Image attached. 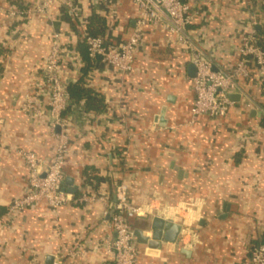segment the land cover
I'll use <instances>...</instances> for the list:
<instances>
[{"label": "crops", "instance_id": "1", "mask_svg": "<svg viewBox=\"0 0 264 264\" xmlns=\"http://www.w3.org/2000/svg\"><path fill=\"white\" fill-rule=\"evenodd\" d=\"M47 1L0 0V264H112L107 212L120 182L143 206L131 229L147 231L153 217L181 226L168 248L138 244L136 264H242L264 233V95L257 77L241 79L227 116L192 115L190 54L158 27L145 29L131 73L121 76L97 60L86 70L85 85L100 94L103 111L72 98L62 113L64 179L77 186L71 201L56 211L40 201L7 215L8 205L28 192L20 152L49 162L63 130L48 114L41 74L52 45H59L61 76L71 84L84 69L80 32L88 18L102 17L106 42L120 43L136 17L132 0H74L77 18L56 2L37 10ZM183 1L198 11L190 40L216 71L235 64L245 31H264V0ZM27 96L32 111L23 109ZM93 194L106 202L82 199Z\"/></svg>", "mask_w": 264, "mask_h": 264}, {"label": "built area", "instance_id": "2", "mask_svg": "<svg viewBox=\"0 0 264 264\" xmlns=\"http://www.w3.org/2000/svg\"><path fill=\"white\" fill-rule=\"evenodd\" d=\"M132 1L136 9V17L133 29L124 41L108 43L104 37L91 35L87 27H82V41L89 58L110 66L121 76L131 73L134 70L135 55L143 41L145 29L149 26L158 27L171 35L177 46L189 52L190 62L195 66V75L191 77L194 93L192 115H206L210 118L227 116L235 105L227 95L239 89L241 79L255 76L260 86H264V49L259 44L260 37L253 28L242 35L235 64L228 70L216 71L202 49L190 40L188 28L196 20L198 11L188 2ZM53 2L64 7L74 18L79 16L74 0H48L39 4L37 10H43ZM11 13L15 15L17 11L13 10ZM59 51V45L55 42L44 59L41 74L48 95L46 101L48 114L53 125H58L63 130L57 135L55 153L49 162L44 161L33 151L20 152L29 170L28 192L8 205L6 213L9 216L40 201H45L52 211L71 201L69 193L62 190L64 164L68 151V136L65 131L68 120L62 117V113L74 102L68 89L70 82L61 76L62 59ZM31 102L32 98L27 96L23 109L32 111ZM245 104L247 108L254 107L249 98H245ZM35 112L42 114L43 111L36 109ZM262 117L264 131V111ZM82 199L105 200L95 194L83 196ZM142 213L143 206L130 201L126 183H118L114 189V202L108 207L107 212L114 233L110 243L114 256L112 264H136L140 249L127 221ZM72 252L70 250L69 254ZM242 264H264V243L250 245Z\"/></svg>", "mask_w": 264, "mask_h": 264}, {"label": "trees", "instance_id": "3", "mask_svg": "<svg viewBox=\"0 0 264 264\" xmlns=\"http://www.w3.org/2000/svg\"><path fill=\"white\" fill-rule=\"evenodd\" d=\"M62 8L65 14L69 15V17H73L64 7ZM86 27L91 35H99V36L104 37L107 26H106L105 20L102 17L96 14H93L92 16L88 18ZM80 35H81L82 48L79 51L82 56V60L84 62V69L80 77L76 79L73 83H71L68 89H69L71 98H73L74 100L83 99L87 110H90V111L92 110L93 112L95 111L96 113H98L99 111H103L105 109L106 104L99 93H97L96 91H94L93 89L85 85L84 76L86 74V70H88L91 67V65L94 63L95 60L88 57L85 44L82 41L81 32H80ZM258 36L260 37L259 44L264 49V31L260 30L258 33ZM1 71H2V67L0 66V75H1ZM260 89H261L260 94L264 95V86L263 85L260 86ZM260 119H261L260 122L262 124L263 117H261ZM89 178H91L89 176V171L85 170L84 180L88 181ZM97 179L100 180L101 178H97ZM258 242L264 243V233L262 234L261 240Z\"/></svg>", "mask_w": 264, "mask_h": 264}, {"label": "water", "instance_id": "4", "mask_svg": "<svg viewBox=\"0 0 264 264\" xmlns=\"http://www.w3.org/2000/svg\"><path fill=\"white\" fill-rule=\"evenodd\" d=\"M188 73L191 77L195 75V66L190 62L188 66ZM228 98L232 101L235 100L237 95L234 93H228ZM164 111H162L160 116V123H164L163 119ZM181 173V171H179ZM65 186L62 187V190L74 194L77 190V186L73 185V179L71 177H66L63 180ZM69 185V186H67ZM134 217L128 219V224L132 226ZM147 231L133 229L132 234L135 238V242L137 244L147 245L148 248L156 250L159 249L160 246H165L168 248L171 243H175L178 239V234L181 230V226L179 224H174L170 222H166L164 219L160 217H153L150 223V227H146ZM182 252L188 254V251L182 249Z\"/></svg>", "mask_w": 264, "mask_h": 264}]
</instances>
